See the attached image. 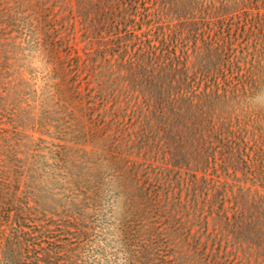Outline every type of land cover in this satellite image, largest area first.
Instances as JSON below:
<instances>
[{
  "label": "trees",
  "instance_id": "1",
  "mask_svg": "<svg viewBox=\"0 0 264 264\" xmlns=\"http://www.w3.org/2000/svg\"><path fill=\"white\" fill-rule=\"evenodd\" d=\"M0 4L1 22H23L60 45L77 37L81 17L83 39L87 48L97 45L96 52L86 48L83 58L71 50L62 67L84 112L100 109L98 99L113 103L114 133L101 137L96 153L109 174L106 183L128 203L116 264H174L166 228L183 225L176 209L181 198L171 194L183 187L173 172L207 176L212 167L210 173H230L241 159L250 161L243 146L264 144L252 116L239 109L264 69V10L255 13L241 0H189L185 11L177 0ZM88 72L95 78L85 80ZM4 172L2 264H96L88 255L96 228L85 223V210L63 220L37 217L14 204L13 182ZM187 184L188 192L203 189L193 178Z\"/></svg>",
  "mask_w": 264,
  "mask_h": 264
},
{
  "label": "rangeland",
  "instance_id": "2",
  "mask_svg": "<svg viewBox=\"0 0 264 264\" xmlns=\"http://www.w3.org/2000/svg\"><path fill=\"white\" fill-rule=\"evenodd\" d=\"M68 1L77 5V0ZM177 1L178 9L185 11L189 0ZM241 1L250 2L255 13L264 10V0ZM3 6L0 26L7 31L0 32V184L4 170L13 182L15 192L9 194L14 204L44 220H63L85 210V223L96 228L88 250L90 260L116 264L118 226L128 203L124 194L106 183L109 174L96 153L102 150L101 137L114 133L113 103L98 99L100 109L84 112L68 88L71 75L62 67L71 50L85 56L81 17L77 15V37L70 45H60L42 32L32 34L23 22H1ZM72 28L68 23L67 31ZM67 31L62 35L67 37ZM87 49L94 53L97 45ZM89 77L95 78L88 72L84 79ZM259 79L240 99L239 109L252 116L257 132L264 136V69ZM82 89L86 91V81ZM251 147L243 146L251 154L250 161L241 159L230 173L221 169L219 175L210 173L212 167L207 176L201 170L195 176L183 169L173 172L183 187V192H171L181 198L176 209L183 225L166 228L174 264H264V144ZM189 178L203 185L201 192H188ZM3 197L0 192V250ZM1 258L0 253V264Z\"/></svg>",
  "mask_w": 264,
  "mask_h": 264
}]
</instances>
